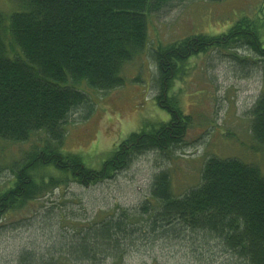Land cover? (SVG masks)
Masks as SVG:
<instances>
[{
	"label": "trees",
	"instance_id": "16d2710c",
	"mask_svg": "<svg viewBox=\"0 0 264 264\" xmlns=\"http://www.w3.org/2000/svg\"><path fill=\"white\" fill-rule=\"evenodd\" d=\"M174 1L11 0L15 8L0 11V141L34 139L19 161L0 164V175L11 172L8 187L0 190V221L17 216L9 214L28 208L67 179L89 187L111 179L143 152L180 144L191 118L170 91L191 57L208 49L244 48L264 60V17L258 11L220 34L157 45L151 52L155 102L166 120L129 134L99 169L87 167L82 156L64 151V125L72 112L89 106L87 91L122 86L123 67L148 46L150 19ZM249 114L252 139L264 149V94ZM170 188L168 174L161 171L153 179L151 200L135 211L78 225L43 254L21 253L18 264H119L147 237L189 238L200 249L217 248L242 264H264V177L257 167L209 157L197 186L179 196ZM19 216L15 222L25 218Z\"/></svg>",
	"mask_w": 264,
	"mask_h": 264
},
{
	"label": "rangeland",
	"instance_id": "374dc122",
	"mask_svg": "<svg viewBox=\"0 0 264 264\" xmlns=\"http://www.w3.org/2000/svg\"><path fill=\"white\" fill-rule=\"evenodd\" d=\"M12 8L11 0H0L1 12ZM257 11L264 17L262 0H175L150 19L148 46L123 67L122 86L107 92L87 91L89 106L70 114L64 125V151L79 154L87 167L99 169L129 134L146 129L149 122L166 120L155 102L152 49L195 34H220L240 17L251 18ZM183 65V74L170 91L182 113L191 118L182 142L166 151L143 152L111 179L89 187L67 179L28 208L9 214L17 216L0 221V264H18L25 252L43 254L78 225L122 210L135 211L151 200L153 179L161 171L168 174L174 196L200 183L202 165L209 157L237 159L257 167L264 177V149L252 139L249 128V111L264 94V60L244 48L208 49ZM33 143L34 139L22 144L0 141V164L9 167L19 161ZM10 182L11 172L5 169L0 190ZM19 215L25 218L15 222ZM195 244L189 238L147 237L128 249L119 264H242L217 248L207 251Z\"/></svg>",
	"mask_w": 264,
	"mask_h": 264
}]
</instances>
